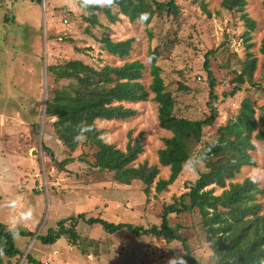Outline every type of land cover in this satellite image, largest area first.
I'll use <instances>...</instances> for the list:
<instances>
[{"label":"rangeland","instance_id":"1","mask_svg":"<svg viewBox=\"0 0 264 264\" xmlns=\"http://www.w3.org/2000/svg\"><path fill=\"white\" fill-rule=\"evenodd\" d=\"M96 1L42 0L40 6L31 0H0V223L7 225L11 212L7 204L19 201L32 209V215L18 230L34 234L15 236L20 254L12 259L4 257L2 264H39L31 260L42 264H168L170 257L184 254L178 241L169 244L153 236H137L127 229L108 233L100 225L91 227L83 221L77 228L81 239L74 245L65 237L55 244H44L36 238L57 229L60 221L80 214L145 229L159 227L165 206L186 192L187 185L197 180L198 169L203 168V164L194 170L184 168L179 179L164 192L157 193L154 185L147 195L140 181L120 185L112 172H100L82 163L78 160L81 150L66 149L55 135L54 120L45 115L48 90L68 84L64 80L56 83L50 67L72 60L95 68L138 60L145 65L142 83L148 90L152 83L149 51L160 46L159 64L177 98V115L196 120L210 116V87L204 62L205 55L214 51L210 66L219 82L215 103L219 116L213 126L205 129L204 139H216L218 129L235 121L246 106L256 112L257 131H264L259 121L264 92L252 87L257 84L264 88V57L260 53L264 39L263 0H248L246 7V13L256 22L251 49L241 38L246 29L241 14L223 9V0H204L210 16L193 0H179L182 15L178 23L161 18L149 26L124 16L111 24L102 13L98 17L101 25H92L87 18ZM103 37L114 42L133 39L130 56H111L99 42ZM248 52L257 58V68L241 91L229 96ZM178 81L186 84L190 93L176 91ZM124 105L137 114L127 120H98L102 138L125 151L129 141L143 135L144 152L135 167L159 166L156 182L167 180L170 170L159 165V151L172 134L160 127L154 94L150 93L146 101ZM257 131L250 151L256 166L244 167L235 181L242 182L260 171V178L253 180L260 188L257 200L264 216V144L254 137ZM67 159L71 161L60 168ZM42 169L50 181L48 194L36 177ZM220 193L221 189L216 188V195ZM169 219L172 226H182L180 233L189 240L197 259L213 264L206 233L198 226L199 216L171 215Z\"/></svg>","mask_w":264,"mask_h":264},{"label":"trees","instance_id":"2","mask_svg":"<svg viewBox=\"0 0 264 264\" xmlns=\"http://www.w3.org/2000/svg\"><path fill=\"white\" fill-rule=\"evenodd\" d=\"M31 1L42 5V0ZM101 1L97 0L89 10L87 21L92 25H101L99 13L104 14L111 24L120 22V16H124L131 22L141 21L147 26L161 18L178 23L182 15L179 0H103L104 5ZM193 2L210 16L204 0ZM247 5L248 0L222 2L223 9L241 14L240 19L246 28L241 38L246 48L251 49L254 47L252 40L256 22L246 13ZM115 8L117 12H114ZM99 42L111 56L124 59L130 56L134 40L114 42L103 37ZM260 53L264 57V39L260 44ZM214 54V51L208 52L204 62L210 87L207 103L210 116L196 120L177 115V98L168 87L159 64L162 56L160 46L149 51L152 83L148 90L142 83L145 65L138 60L126 62L122 66L106 65L102 68L72 60L50 67L56 83L64 80L68 84L48 90L45 115L54 120L52 127L55 135L66 149L70 152L81 150L78 160L82 163L100 172H112L114 181L120 185L140 181L147 195L154 185L156 192L162 193L174 184L184 171L185 161L196 149V155L202 158L200 164H203V168L198 169L197 180L187 185L186 192L165 206L159 227L145 229L126 223H111L100 217L86 218L80 214L60 221L57 229L51 230L46 236L36 235L38 240L44 244H55L65 237L74 245L81 239L77 228L83 221L91 227L100 225L108 233L127 229L137 236H153L169 244L178 241L184 251L182 257L185 264H203L197 259L189 240L180 233L182 226H172L169 219L171 215L191 214L199 216L198 226L206 233L213 264H264V216L261 213L262 204L257 200L259 185L252 178L235 181L244 167L256 166L250 152L253 149V134L258 129L255 110L250 106L241 108L235 121L218 129L219 136L216 139H204L205 129L213 126L219 116L215 106L219 82L210 66V57ZM247 55L241 72L233 80L235 86L227 94L229 96L240 92L241 86L251 80L257 68V58L251 52ZM176 84V91L190 93L186 84L179 81ZM252 87L264 92V88L257 84H252ZM150 93L154 94L158 104L160 127L172 134L165 139V148L159 151V165L169 168L170 175L167 180L160 179L157 182L159 166L141 164L135 167V162L144 152L143 135L129 141L123 151L106 143L96 124L98 120H127L134 117L137 111L124 104L146 101ZM259 121L264 124V107L261 108ZM77 136L79 139H74ZM254 137L264 144V131H257ZM68 161L71 160L61 162L60 168ZM216 188L221 189L219 195H216ZM26 235L34 234L22 230L11 233L6 225L0 223V264L4 257L12 259L20 254L14 238ZM31 261L42 264L40 261Z\"/></svg>","mask_w":264,"mask_h":264},{"label":"clouds","instance_id":"3","mask_svg":"<svg viewBox=\"0 0 264 264\" xmlns=\"http://www.w3.org/2000/svg\"><path fill=\"white\" fill-rule=\"evenodd\" d=\"M74 139H79V137H74ZM201 157L197 155H191L185 161L184 167L189 170H194L200 163ZM260 171L253 175L252 179L260 178ZM7 207L11 210L10 215L7 218V228L11 233H17L18 227L25 221L31 218L32 209L21 204L19 201H10ZM168 264H185L182 256H173L168 260Z\"/></svg>","mask_w":264,"mask_h":264},{"label":"built area","instance_id":"4","mask_svg":"<svg viewBox=\"0 0 264 264\" xmlns=\"http://www.w3.org/2000/svg\"><path fill=\"white\" fill-rule=\"evenodd\" d=\"M36 177L39 179H41V184H42V187L44 188V190L46 191V193L48 194L49 193V184H50V181L48 179V176L46 175V172L44 169H42L41 173H38L36 174ZM55 185L54 187H59V184H53Z\"/></svg>","mask_w":264,"mask_h":264},{"label":"crops","instance_id":"5","mask_svg":"<svg viewBox=\"0 0 264 264\" xmlns=\"http://www.w3.org/2000/svg\"><path fill=\"white\" fill-rule=\"evenodd\" d=\"M36 4V3H35ZM93 227H96V225L95 226H93Z\"/></svg>","mask_w":264,"mask_h":264}]
</instances>
